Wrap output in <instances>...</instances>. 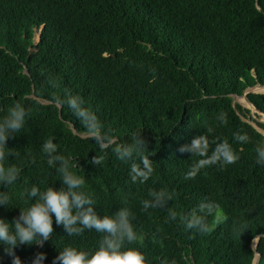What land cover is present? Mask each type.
Returning <instances> with one entry per match:
<instances>
[{
    "label": "trees",
    "instance_id": "trees-1",
    "mask_svg": "<svg viewBox=\"0 0 264 264\" xmlns=\"http://www.w3.org/2000/svg\"><path fill=\"white\" fill-rule=\"evenodd\" d=\"M49 74L59 88L47 85ZM254 86H264V0H0V116L17 101L31 108L23 132L7 141L21 153L9 162L22 171L16 184L0 189L10 204L0 206V217L11 222L24 206L25 179L41 188L42 181L60 186L41 151L43 141L54 137L61 153L83 170L99 214H110L128 197L134 223L148 235L145 251L153 264L163 256L177 264H252L256 251L264 264V166L255 163L264 135L252 122L264 125L233 98ZM64 88L81 95L118 142H129L141 129L155 169L146 183H132L129 166L111 148L102 167L91 163L101 155L96 143L66 105L53 101ZM246 97L264 115V93ZM221 111L225 125L216 119ZM206 125L227 138L240 159L185 180L197 158L178 149ZM240 130L248 143L232 139ZM162 187L173 193L169 207L178 213L209 200L228 220L214 226L208 217L209 233L199 234L170 221L167 209L141 212L149 189ZM54 229L43 248L16 249L23 264H31L37 251L52 264L64 243L89 247L98 239L95 232L68 237L55 223ZM0 264H11L3 245Z\"/></svg>",
    "mask_w": 264,
    "mask_h": 264
},
{
    "label": "clouds",
    "instance_id": "clouds-1",
    "mask_svg": "<svg viewBox=\"0 0 264 264\" xmlns=\"http://www.w3.org/2000/svg\"><path fill=\"white\" fill-rule=\"evenodd\" d=\"M47 85L53 89L60 87L58 78L49 74ZM53 101L61 108L65 105L80 122L86 138L94 141L101 155H94L91 163L103 166V162L111 148L116 159L129 166V178L132 183H146L154 172L152 155L146 148V141L141 137V129L132 132L129 142L120 143L113 131L107 128L90 108L84 98L70 88L63 89V97L54 96ZM31 108L20 101L15 102L0 116V189L16 184L20 179L22 168L9 161L20 159L21 153L16 147H9L7 141L23 132ZM220 125L227 124V114L221 111L216 117ZM215 128L206 125L205 131L193 136L189 143L178 149L181 153H189L197 159L185 174V180L195 179L203 169L225 166L236 163L239 153L227 138L214 135ZM232 139L239 144L248 143L250 138L243 130L233 133ZM41 151L46 157L47 166L54 169L60 181L59 187L42 181L44 187L24 181L20 199L24 201L17 216L11 222L0 217V245L3 253L11 258V264H23L16 249L20 246L35 245L43 248L46 241L53 239L54 223L63 229L68 237H79L85 231L98 234L96 242L89 247H80L74 243H64L53 257L52 264H153L152 258L145 251L148 235L137 228L134 223L136 213L129 206L128 197H122L120 206L110 214L97 212V198L87 189V181L78 163H72L70 157L61 153L54 137L45 139ZM255 163L264 166V144L255 148ZM29 163L35 164V158ZM79 170V171H77ZM54 180V181H55ZM173 193L167 188L149 189L146 198L140 200V211L151 214L150 210L167 209L168 219L179 222L184 230L199 234L210 231L208 217H214L215 225L228 220V216L218 213V205L214 201L201 200L195 208L188 212L178 213L169 207ZM0 206L8 207L9 196L0 191ZM54 218V220H53ZM160 229H156L159 233ZM158 237L152 234L155 243ZM63 243V242H62ZM56 246V245H55ZM57 248V246H56ZM46 253L37 251L31 264H44ZM158 264H177L175 257L158 258Z\"/></svg>",
    "mask_w": 264,
    "mask_h": 264
},
{
    "label": "rangeland",
    "instance_id": "rangeland-1",
    "mask_svg": "<svg viewBox=\"0 0 264 264\" xmlns=\"http://www.w3.org/2000/svg\"><path fill=\"white\" fill-rule=\"evenodd\" d=\"M248 92H258V93H264V88L262 86H254L252 88H248L244 91V93L241 96H233L235 103H240L245 107H248L244 105L242 102H245L244 96ZM251 116L258 122L262 123L264 125V115L259 114L257 112H254V110L251 109ZM252 124L264 135V130L259 128L255 123L252 122Z\"/></svg>",
    "mask_w": 264,
    "mask_h": 264
},
{
    "label": "water",
    "instance_id": "water-1",
    "mask_svg": "<svg viewBox=\"0 0 264 264\" xmlns=\"http://www.w3.org/2000/svg\"><path fill=\"white\" fill-rule=\"evenodd\" d=\"M264 87V86H263ZM252 88V87H251ZM245 97V100H246V102L248 103V104H250L251 106H252V108L257 112V113H259V114H262L259 110H257L249 101H248V99H247V97H246V95L244 96ZM249 108V107H248ZM250 110H251V108H249ZM263 115V114H262ZM261 236H264V234L263 235H261ZM260 236H258L257 238H256V240H253V242H252V247H253V249L254 250H256V243H257V240H258V238H259ZM254 241H256V242H254ZM259 260H260V254L256 251V253H255V257H254V260H253V263L252 264H258L259 263Z\"/></svg>",
    "mask_w": 264,
    "mask_h": 264
},
{
    "label": "bare ground",
    "instance_id": "bare-ground-1",
    "mask_svg": "<svg viewBox=\"0 0 264 264\" xmlns=\"http://www.w3.org/2000/svg\"><path fill=\"white\" fill-rule=\"evenodd\" d=\"M262 88H264V87L262 86ZM244 98H245V97H244ZM242 103H243L244 105L248 106L249 108H251L252 110H254V109L252 108V106L246 102V100H245V102H242ZM254 111H255V110H254ZM255 112H256V111H255ZM254 242H256V241H254Z\"/></svg>",
    "mask_w": 264,
    "mask_h": 264
}]
</instances>
